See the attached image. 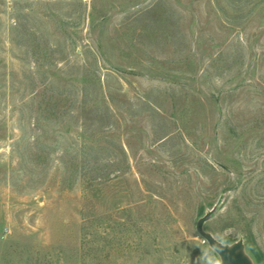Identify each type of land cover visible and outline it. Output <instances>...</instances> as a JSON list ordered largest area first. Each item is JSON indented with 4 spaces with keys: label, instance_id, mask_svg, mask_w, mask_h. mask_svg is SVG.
<instances>
[{
    "label": "rangeland",
    "instance_id": "rangeland-1",
    "mask_svg": "<svg viewBox=\"0 0 264 264\" xmlns=\"http://www.w3.org/2000/svg\"><path fill=\"white\" fill-rule=\"evenodd\" d=\"M212 207L264 255V0H0V264H219Z\"/></svg>",
    "mask_w": 264,
    "mask_h": 264
},
{
    "label": "water",
    "instance_id": "water-1",
    "mask_svg": "<svg viewBox=\"0 0 264 264\" xmlns=\"http://www.w3.org/2000/svg\"><path fill=\"white\" fill-rule=\"evenodd\" d=\"M214 210L215 207H212L199 218L196 230L204 241L220 256L219 264H255L252 256L246 249V243L243 238H239L232 243L224 242L204 228V223Z\"/></svg>",
    "mask_w": 264,
    "mask_h": 264
},
{
    "label": "trees",
    "instance_id": "trees-1",
    "mask_svg": "<svg viewBox=\"0 0 264 264\" xmlns=\"http://www.w3.org/2000/svg\"><path fill=\"white\" fill-rule=\"evenodd\" d=\"M223 241L227 242L228 240H223ZM246 247H247V250L249 251V253L252 255L253 258L255 257V259L258 262H260L261 264H264V255L256 245L249 242L246 245Z\"/></svg>",
    "mask_w": 264,
    "mask_h": 264
}]
</instances>
